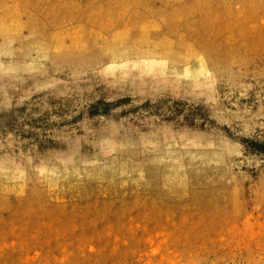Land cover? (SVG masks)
I'll use <instances>...</instances> for the list:
<instances>
[{"label":"rangeland","instance_id":"374dc122","mask_svg":"<svg viewBox=\"0 0 264 264\" xmlns=\"http://www.w3.org/2000/svg\"><path fill=\"white\" fill-rule=\"evenodd\" d=\"M264 0H0V264H264Z\"/></svg>","mask_w":264,"mask_h":264},{"label":"trees","instance_id":"16d2710c","mask_svg":"<svg viewBox=\"0 0 264 264\" xmlns=\"http://www.w3.org/2000/svg\"><path fill=\"white\" fill-rule=\"evenodd\" d=\"M245 147L248 149L249 153L263 154L264 153V144L258 143L256 141L248 140L244 141Z\"/></svg>","mask_w":264,"mask_h":264}]
</instances>
